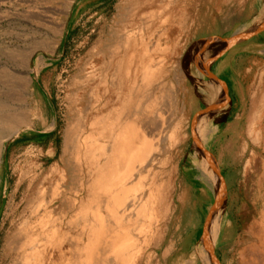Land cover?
Instances as JSON below:
<instances>
[{
    "label": "rangeland",
    "instance_id": "obj_1",
    "mask_svg": "<svg viewBox=\"0 0 264 264\" xmlns=\"http://www.w3.org/2000/svg\"><path fill=\"white\" fill-rule=\"evenodd\" d=\"M122 1L0 0V106L22 107L29 117L19 132L0 141V264H6L2 249L15 221L14 210L18 206L20 212L23 210L33 176L62 163L64 131L75 107L73 80ZM181 3L188 20L184 30L176 33L179 43L175 59L189 69L179 87L184 122L173 151L174 164L167 168L172 174V210L161 225L165 236L158 246L149 248L147 255H152L151 264H178L183 257L179 248L193 242L199 249L195 257H199L200 264H216L213 247L222 264H264V252L252 247L246 235L247 225L264 212V173L259 169L264 160L263 107L253 113L255 107L243 105L241 118L229 112L230 105L220 100L224 85L216 80L214 66L220 61L226 64L232 52L239 51L235 65L244 71L251 67L242 75L240 92L248 98L260 90L264 79V29L228 50L224 44L232 35L250 33L258 26L251 20L252 14L257 13L256 19L264 24V9L260 11L264 0ZM241 49H245L242 54ZM204 95L212 109L203 102ZM223 113L224 118L220 116ZM215 114L223 119V131H217ZM215 131L213 139L196 149ZM23 134L32 135L34 141L12 151L9 144ZM216 165L226 180L224 198L218 188V184L222 187V179ZM204 175L217 186L196 177Z\"/></svg>",
    "mask_w": 264,
    "mask_h": 264
},
{
    "label": "bare ground",
    "instance_id": "obj_2",
    "mask_svg": "<svg viewBox=\"0 0 264 264\" xmlns=\"http://www.w3.org/2000/svg\"><path fill=\"white\" fill-rule=\"evenodd\" d=\"M187 20L181 0L119 4L73 80L62 163L34 175L23 210H14L2 249L6 264L152 263L147 252L165 236L161 225L172 210L167 168L184 122L179 87L189 73L175 59L176 33ZM6 107L0 108L1 142L29 119L22 107ZM212 221L216 227L215 214ZM247 228L264 243V212Z\"/></svg>",
    "mask_w": 264,
    "mask_h": 264
},
{
    "label": "crops",
    "instance_id": "obj_3",
    "mask_svg": "<svg viewBox=\"0 0 264 264\" xmlns=\"http://www.w3.org/2000/svg\"><path fill=\"white\" fill-rule=\"evenodd\" d=\"M263 9H264V3L260 7V11L262 12ZM256 14L255 13L252 14L254 16H252L253 18L251 20L252 21L255 20L254 23L257 25H259V24L263 25L262 23H260L259 20L256 19L257 18V16H255ZM244 51H245V49H241L240 53L242 54ZM232 53L233 54L230 56V58H228L229 61H226V64L221 65L222 61H220V62H218L217 65L216 64L214 65V66H216V73H217V79L216 80L218 82L220 81L224 85L223 86L224 87V95H223V97L220 98V100H222V102L224 104L230 105V109L228 111L229 112L233 111L234 113H236V117L238 116V118H241V115L243 114V110L241 107L243 105H246V104H249V105L256 108V110L253 113L258 111L257 110L258 107H263L262 111H261V115H264V79H262L261 88H259L260 90L258 89L259 91H257L256 93L250 94L248 96V98H246V96L244 94H242V92H240L239 85H240L241 80L243 78L242 75L245 74L246 72H248L251 69V67L250 68L246 67L245 68L246 71H244V68L242 69L241 66H236L234 61L236 60V58H237L236 54L239 53V51H233ZM225 57H223V59ZM253 113H252V115H253ZM252 115H251V117H252ZM259 115H260V113H259ZM216 117H217V119H219L217 115H216ZM258 119L263 120L262 117H260ZM250 121H251V118H250ZM54 139H55V137L50 142L52 145H54ZM33 141L34 140H33L32 135H29V134L24 135L23 134V135L17 136L13 141H11V143L9 144V147L12 149V151L13 150L17 151L19 148L24 147L25 145L32 144ZM259 169L262 171V173H264V160L260 164ZM246 235H248L249 238H247V240L252 247H255L258 250L264 252V243L262 241V239H263L262 236H260L259 234H256V233L254 234V232H248ZM193 240H194V238L192 239V241ZM179 249H180V251H182L183 257L178 260V264H200L199 261H197V260H199V257L198 258L195 257V255L197 253H199V249L197 246H195L193 244V242L191 244L187 245L186 247H181Z\"/></svg>",
    "mask_w": 264,
    "mask_h": 264
},
{
    "label": "water",
    "instance_id": "obj_4",
    "mask_svg": "<svg viewBox=\"0 0 264 264\" xmlns=\"http://www.w3.org/2000/svg\"><path fill=\"white\" fill-rule=\"evenodd\" d=\"M261 29H264V24L263 25H261V24H259L255 29H253L250 33H247V34H245V33H238V34H234V35H232L231 37H229L228 39H226V42H225V46H223V49H224V47H225V49L226 50H228L229 48H231V47H233L234 45H236L237 43H239V42H242L243 40H245V39H248V38H250V37H252L253 35H255V34H257L258 32H260V30ZM208 153V152H207ZM208 156H209V158H213V156L211 155V154H209L208 153ZM215 163V162H214ZM216 164V163H215ZM216 169H217V171H218V173H219V175H220V177H221V179H222V187H223V190H224V192H225V190H226V180H225V177H224V175L222 174V172H221V170L218 168V166L216 165ZM224 192H223V196H224ZM222 196V197H223ZM224 198V197H223ZM218 200H219V196L218 197H216V199H215V203H214V205H213V207H212V209H211V211H210V214H209V219H210V216H211V212H212V210L214 209V207L216 206V204L218 203ZM209 219H208V222H209ZM207 222V223H208ZM207 227H208V224H207V226H205V230H204V235H203V237H204V243L207 241L206 240V234H207ZM212 253H213V261L216 263V264H222L221 263V261H220V259L218 258V256L216 255V252H215V248L213 247V250H212Z\"/></svg>",
    "mask_w": 264,
    "mask_h": 264
},
{
    "label": "flooded vegetation",
    "instance_id": "obj_5",
    "mask_svg": "<svg viewBox=\"0 0 264 264\" xmlns=\"http://www.w3.org/2000/svg\"><path fill=\"white\" fill-rule=\"evenodd\" d=\"M207 79L209 80V79H212V78H211V77H208ZM205 104H206V103H205ZM219 109H220V108H219ZM223 115L225 116L224 113H223V114H220V116H223ZM224 116H223L222 118H224ZM214 118H215V117H214ZM218 118H219L218 120L215 118L217 121H216L215 119H214V120H215V122H217V124H218V126H219V128H218L217 131L220 132V131H223V127H222L223 125L221 124L222 121H223V119H220L221 117H218Z\"/></svg>",
    "mask_w": 264,
    "mask_h": 264
}]
</instances>
